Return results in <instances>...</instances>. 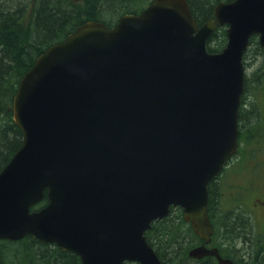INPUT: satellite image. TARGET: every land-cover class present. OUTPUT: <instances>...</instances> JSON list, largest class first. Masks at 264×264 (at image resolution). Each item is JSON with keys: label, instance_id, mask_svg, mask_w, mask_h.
I'll list each match as a JSON object with an SVG mask.
<instances>
[{"label": "water", "instance_id": "1", "mask_svg": "<svg viewBox=\"0 0 264 264\" xmlns=\"http://www.w3.org/2000/svg\"><path fill=\"white\" fill-rule=\"evenodd\" d=\"M254 36L264 48V0L219 3L202 26L188 0H153L49 47L14 99L23 143L0 173V240L30 236L83 264H162L145 233L180 207L210 243L208 186L238 151ZM190 256L235 264L206 246Z\"/></svg>", "mask_w": 264, "mask_h": 264}, {"label": "trees", "instance_id": "2", "mask_svg": "<svg viewBox=\"0 0 264 264\" xmlns=\"http://www.w3.org/2000/svg\"><path fill=\"white\" fill-rule=\"evenodd\" d=\"M151 1L0 0V172L22 146L23 134L14 121L13 103L22 77L37 58L52 45L64 41L80 25L96 21L113 27L123 15L139 14ZM231 1L234 0H189V3L194 16L202 23L213 16L219 3ZM226 43V28H219L209 40L208 50L212 53L221 52ZM252 45L257 46L255 55L258 53L264 56V50L257 39L252 40L248 52L252 50ZM258 75L255 74V77ZM260 77L264 78V74ZM246 91L247 85L245 93ZM245 103L244 97L239 117L241 144L244 142L242 137L244 114L254 116L256 119L254 126H257L255 130L259 133L262 122L259 119L260 111L254 106L250 110H244ZM209 191V213L215 234L213 244L218 246L224 257L231 258L236 264H264V239L254 233V226L248 216L241 214L242 209L239 210L237 207L234 211L220 214L222 221L227 220V229L223 223L220 231L223 229L228 232L225 235L220 233L215 223V211L219 201V186L216 181L210 184ZM45 194L44 200L33 210L48 204L47 192ZM237 211L241 217L234 216L236 214L234 212ZM146 236L164 264H217L211 257L202 260L189 257V251L202 241L185 222L180 208H173L168 218L155 222ZM218 240L222 243L219 244ZM241 240L242 251L250 250L248 257L238 256L237 251L233 249L236 248L233 246L234 242ZM254 246L255 249H252ZM0 264H82V262L78 256L62 251L55 244H46L26 237L18 242L0 241Z\"/></svg>", "mask_w": 264, "mask_h": 264}, {"label": "rangeland", "instance_id": "3", "mask_svg": "<svg viewBox=\"0 0 264 264\" xmlns=\"http://www.w3.org/2000/svg\"><path fill=\"white\" fill-rule=\"evenodd\" d=\"M255 47L257 46L252 45V50L248 52L245 59L247 91L244 97L246 98L245 105L248 108L245 106L244 110H250L254 106L260 111L261 130L260 133L255 130L257 129V126H254L256 119L252 114H244L243 124H245L242 133L244 142L240 155L227 165L224 170L225 173L223 172L224 174L219 177L217 182L219 201L215 218L219 231L223 223L226 228L227 220L222 221L220 214L231 212L230 209L236 208L237 204L240 203L255 219L253 222L254 233L258 236H264V213L261 211V216L255 215L250 210L255 200L259 199L264 202V78L260 77L264 74V56L258 53L255 55ZM255 74H259L258 77H255ZM258 136H262V138L259 139ZM234 213H236L234 214L235 217H241L240 212ZM221 232L225 235L227 231L222 229ZM242 243V240L235 241L233 246L236 248L233 249H240L236 252L238 256L248 257L250 250L242 251ZM252 249H255V246Z\"/></svg>", "mask_w": 264, "mask_h": 264}, {"label": "flooded vegetation", "instance_id": "4", "mask_svg": "<svg viewBox=\"0 0 264 264\" xmlns=\"http://www.w3.org/2000/svg\"><path fill=\"white\" fill-rule=\"evenodd\" d=\"M238 209L239 210L243 209L244 211H242L241 214L244 213V216H248V218L252 219V221L254 222V220H255L254 217L252 216V214L245 207L239 206ZM250 210L255 215H260L261 216V211L264 213V202L259 200V199L255 200V202L253 204V207H250ZM252 221H251V223H252ZM220 237H221V235H220ZM218 243L221 244L222 242L220 240H218ZM218 243H216V244L218 245ZM212 247H217L218 248V246H215V245H213ZM236 251L238 252V250H235V252Z\"/></svg>", "mask_w": 264, "mask_h": 264}]
</instances>
